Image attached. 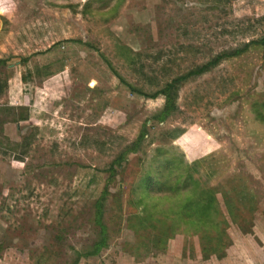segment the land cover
<instances>
[{
    "label": "rangeland",
    "instance_id": "374dc122",
    "mask_svg": "<svg viewBox=\"0 0 264 264\" xmlns=\"http://www.w3.org/2000/svg\"><path fill=\"white\" fill-rule=\"evenodd\" d=\"M262 36L264 0H17L0 17V264H264V46L182 83L164 122L162 96L128 87L154 93ZM145 122L138 152L115 163ZM154 160L173 162L158 179L179 191L145 206ZM184 166L214 193L211 222L156 249L152 233L171 226L157 219L191 193ZM102 196L105 243L86 256Z\"/></svg>",
    "mask_w": 264,
    "mask_h": 264
},
{
    "label": "trees",
    "instance_id": "16d2710c",
    "mask_svg": "<svg viewBox=\"0 0 264 264\" xmlns=\"http://www.w3.org/2000/svg\"><path fill=\"white\" fill-rule=\"evenodd\" d=\"M252 45H261L264 46V36L258 37L256 39H252L250 41H247L243 43L241 46L236 47L231 50L223 51L214 57H212L209 61L206 63L196 66L192 68L191 70L187 71L183 75H179L169 82L165 83L164 86L159 89L158 91L151 93V94H146L143 93L142 91L131 87L128 85L129 89L131 90L132 93H136L138 95H141L147 99H156L159 96H162L164 98V105L163 109L160 113L153 115V118L155 120H158L159 122H164L171 114H173L176 111V100L178 96V90L181 86L182 83L188 81L191 78H196L198 76H201L207 72H209L212 68H215L218 66L223 60L229 59V58H235L243 53L247 52L248 49ZM5 62L0 60V65H3ZM259 110L257 111V116L260 117L261 119L264 118V103L259 105ZM27 120L26 115H22L21 112L18 113L17 118L14 120L15 122H24ZM147 121H150L147 120ZM147 122L144 123L143 129L140 133L139 136L137 137L136 141L131 143L130 145H127L122 153L115 159V163L120 162L124 156L128 153H136L139 150L141 142H143L144 138L148 135L147 130H145ZM170 136H175V135H170ZM175 138V137H172ZM160 152V150H159ZM156 167L157 168L154 172L152 170L146 173L144 177L142 178V186L139 188L141 191V197H140V202L141 204H146V200H163L164 198H167L168 196L165 195L164 193L168 192H177L179 191L178 188L174 185L171 186L169 185V179H165L164 181L161 182L158 177L165 176L167 177L169 173H165L169 167V164H173V162L170 161H164L161 162L160 160H154ZM176 166V165H175ZM184 172V188H187L186 185L188 186L189 184L191 185L190 190H186V192H191L190 194L188 193L185 198H184V207L181 208V211H178V213H174V216L171 217L168 215V213L163 214L162 218L157 219V222L160 225L165 224L166 219L171 220V226L166 228V229H159L157 227L156 231L153 232L154 234V240L157 241L155 243L156 249H162L165 244L167 239L174 234V232L178 229L177 226L181 225H191L192 223H199L200 225H205L208 221L211 222V214L215 210V196L213 192L209 191H204L200 186L197 185L196 182H194L193 175L191 172V168L184 166L183 168ZM165 173V174H164ZM193 185V186H192ZM154 191L156 192H161L163 196H154L153 193ZM146 206V205H145ZM95 207H96V217H95V223L99 227L100 230V239L96 241L93 245V249L90 252L83 253V255L89 256V255H95L98 253V251L104 246V238H105V225L103 224V208H104V198L103 196L98 199L95 202ZM155 214H152L150 217H148V220H152L154 218ZM161 217V214H160ZM212 238V237H210ZM222 241V240H221ZM219 241V243L221 242ZM215 241L211 240V242H207L203 249V255H209L213 252L217 251V248L215 247L216 244H214ZM206 258V257H204ZM76 264V263H74Z\"/></svg>",
    "mask_w": 264,
    "mask_h": 264
},
{
    "label": "clouds",
    "instance_id": "9594fccd",
    "mask_svg": "<svg viewBox=\"0 0 264 264\" xmlns=\"http://www.w3.org/2000/svg\"><path fill=\"white\" fill-rule=\"evenodd\" d=\"M17 10V0H0V17L13 15Z\"/></svg>",
    "mask_w": 264,
    "mask_h": 264
}]
</instances>
